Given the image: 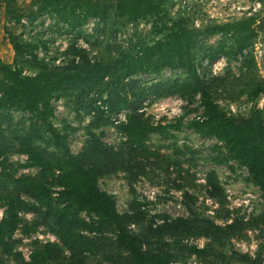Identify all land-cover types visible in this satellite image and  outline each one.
<instances>
[{
    "label": "rangeland",
    "instance_id": "obj_1",
    "mask_svg": "<svg viewBox=\"0 0 264 264\" xmlns=\"http://www.w3.org/2000/svg\"><path fill=\"white\" fill-rule=\"evenodd\" d=\"M34 1L15 0L13 3L16 13H25V23H16L0 1V55L6 62L22 69L24 74L37 72L34 55L55 71L70 70L79 61L76 48L85 49L92 62H110L119 57L124 49H132L136 44L154 43L164 36L153 31V18L131 23L114 12L110 13L106 22L90 19L80 30H71L55 15L44 13L37 16ZM164 1L171 22L182 17L190 26L197 28L252 15L258 17L255 41L243 53L234 57L220 55L211 62L207 53L225 39L221 34L200 36L193 53L212 98L223 110L240 117L250 114L253 108H260L264 115V92L254 94L258 87H264L262 0ZM12 39L31 46L23 48L21 55L16 56ZM134 78L135 84H138L137 81L142 85L160 81L168 84L187 79V73L165 68L158 74L141 73ZM103 87H107V83ZM109 95V91L104 92L102 99H109ZM127 96L129 101H133L129 93ZM97 97L95 88L71 85L52 100L54 114L49 121L62 132L70 127L67 130L68 142L73 154L83 153L93 136L115 150L126 146L127 136L121 125L127 121L131 109L109 112L105 108L106 116L101 118L92 110L93 100ZM148 98L138 104L148 121L153 124L179 123L180 127L171 129L166 135H150L148 144L156 155L138 158L144 162V169L101 176L99 187L114 197L120 213L131 216L129 229L147 235L148 242L144 247L168 251L171 264H264V225L260 221L264 211L263 193L250 180L247 168L228 158V150L222 142L203 136L191 127V122L203 115L200 96L192 101L180 95L158 98L150 95ZM33 124L40 127L42 134L35 144L46 147L50 135L45 123L35 113L21 110L0 112V130L4 131L7 139L28 130ZM47 148L57 151L54 147ZM7 154L16 176L38 173L36 167L21 166L27 156L18 153L14 147ZM219 159L224 161L219 162ZM211 171L217 175L221 194L207 182ZM5 209V202L0 199V219ZM22 217L24 223L36 219L33 213H22ZM82 217L88 221L98 219L88 213H82ZM166 217L209 220L219 226L221 232L217 237L204 233H158L157 226ZM204 231L207 229L204 228ZM116 234V228L110 223L101 235L92 234V237L102 239L106 250L102 248L100 253L88 254L78 264H130L128 253L116 247ZM14 240L15 250L22 253L24 260L3 254L0 247V264H27L31 254L48 242L62 246L59 238L45 225H40L30 234H26L21 227L14 234ZM194 248L203 252L197 253ZM102 252L115 253L117 262L106 260ZM65 253L70 255L68 251Z\"/></svg>",
    "mask_w": 264,
    "mask_h": 264
},
{
    "label": "trees",
    "instance_id": "obj_2",
    "mask_svg": "<svg viewBox=\"0 0 264 264\" xmlns=\"http://www.w3.org/2000/svg\"><path fill=\"white\" fill-rule=\"evenodd\" d=\"M0 1L5 12L20 23L25 13L13 10L15 0ZM34 4L37 16L44 13L55 15L71 30H80L90 19L106 22L110 13L114 12L131 23L153 18V31L164 36L154 43L136 44L132 49H124L119 57L110 62H92L85 49L76 48L79 61L70 70L55 71L34 55L37 72L24 74L22 69L6 62L0 55V112L21 110L35 113L45 123L50 135L46 147H39L35 140L42 138V134L36 124L13 135L12 139H7L4 131L0 130V199L6 204L0 219V247L3 254L23 259L22 253L15 250L14 234L21 227L26 234H30L40 225H45L59 238L62 246L48 242L42 249L34 251L26 263L78 264L88 254L100 253L102 248L106 250L102 239L98 240L95 236L101 235L107 223H110L116 228V247L128 253L130 264L172 263L168 251L144 247L148 242L147 235L129 229L131 216L120 213L114 197L98 184L99 178L104 175L144 169V162L138 158L156 155L148 144L150 135H166L171 129L180 127L179 123L153 124L148 121L138 104L150 95L156 98L180 95L189 101L200 96L203 115L192 121L191 127L203 136L222 142L228 150V158L247 168L250 180L261 189L264 198L263 112L260 108H253L247 116L237 117L223 110L212 98L193 53L200 36L216 34H221L225 39L207 53L211 62L220 55L234 57L243 53L255 41L257 16L197 28L190 26L182 17L171 22L164 0H35ZM12 40L16 56L21 55L23 48L31 46ZM165 68L184 70L187 79L168 84L163 81L150 85L137 81L138 84H135V76L141 73L158 74ZM105 83L107 87H103ZM71 85L97 89L99 97L93 100L92 110L101 118L102 115L106 116L105 108L109 112L131 109L127 121L121 125L127 136L124 148L115 150L93 136L83 153H72L67 131L70 127L62 132L49 121L54 114L53 98ZM106 91L110 95L109 99L104 100L102 95ZM262 92L264 87H258L254 94L260 95ZM128 93L133 101L128 100ZM13 147L27 156L22 167L39 169L36 175H15L7 154ZM47 147H54L57 151H50ZM207 182L221 194L214 171L208 173ZM22 213H33L36 219L24 223ZM82 213L92 214L98 219L88 221L82 217ZM260 221L264 225V211ZM156 231L170 235L204 233L217 237L221 228L209 220L166 217ZM92 234L95 236L92 237ZM193 250L203 252L201 249ZM65 251L70 255L67 256ZM102 253L106 260L117 262L115 253Z\"/></svg>",
    "mask_w": 264,
    "mask_h": 264
},
{
    "label": "built area",
    "instance_id": "obj_3",
    "mask_svg": "<svg viewBox=\"0 0 264 264\" xmlns=\"http://www.w3.org/2000/svg\"><path fill=\"white\" fill-rule=\"evenodd\" d=\"M21 22H22V23H25V22H26V19H25V18H23V19L21 20Z\"/></svg>",
    "mask_w": 264,
    "mask_h": 264
}]
</instances>
